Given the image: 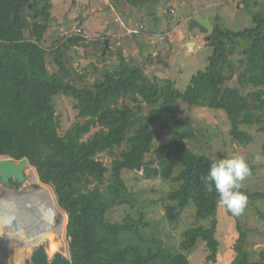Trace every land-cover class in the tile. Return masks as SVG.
I'll list each match as a JSON object with an SVG mask.
<instances>
[{
	"label": "trees",
	"instance_id": "trees-1",
	"mask_svg": "<svg viewBox=\"0 0 264 264\" xmlns=\"http://www.w3.org/2000/svg\"><path fill=\"white\" fill-rule=\"evenodd\" d=\"M126 1L139 11L155 0ZM51 10L49 0H0V158H26L39 182L52 187L58 207L67 216L71 264H196L188 253L198 242L203 244L206 262L215 264L223 239L218 213L225 207L217 203L214 184L209 191L202 180L214 161L190 149L188 141L195 135L186 129L187 123L175 121L173 114L193 108L223 112L230 126L227 136L245 146L250 136L240 126L256 125L264 132V108L249 106L242 93L264 91V75H260L264 69V9L251 18L249 27L237 31L212 24L205 45L210 55L183 91L169 79L159 85L145 75L143 67L127 65L105 72L90 87L74 85L63 61L64 49L51 47L48 51L40 45L46 32L43 22L50 20ZM172 14L169 10L167 15L172 18ZM62 39L65 49L88 46L84 37L73 34ZM234 52L242 60L238 68L230 63ZM52 55L58 67L55 72L47 65V57ZM144 62L162 64L152 53ZM129 94H133L137 110L118 105ZM59 96L72 99L80 120L63 134L55 107ZM142 105L164 111L163 120L155 115L143 117ZM182 127L185 129L168 142L154 146L164 132ZM104 153L115 158L109 167L98 159ZM124 172L176 184L162 200L169 224L176 223L193 204L200 222L183 232L178 247L155 238L151 244L143 231L148 224L142 213L137 219L126 216L120 223L107 221L110 209L132 204ZM235 222L238 235L224 246L232 257L230 264H264V250L259 262H250L251 253L244 248L246 230Z\"/></svg>",
	"mask_w": 264,
	"mask_h": 264
},
{
	"label": "rangeland",
	"instance_id": "rangeland-1",
	"mask_svg": "<svg viewBox=\"0 0 264 264\" xmlns=\"http://www.w3.org/2000/svg\"><path fill=\"white\" fill-rule=\"evenodd\" d=\"M49 1L51 3V0ZM72 1L73 0H52L51 18L43 22L46 27V32L43 35L40 45L45 49H50L51 47H59L61 50L64 49L63 61L66 63L72 75V83L78 87H90L93 81L100 79L105 72H111L124 63L123 59L116 55L109 59L106 57V62L101 59L102 50L104 48V41H102L104 30H100L99 28H101L103 24L111 29H115L119 25L115 21V12L110 11L108 5L106 7V4L102 0H75V6L77 5L80 9L78 11ZM111 3L113 7H118L120 0H110V4ZM144 6L145 8L156 9V11L153 10L156 21H153L150 16H140L145 26L137 34L126 35V39L130 38L132 40L131 42L134 43H129L128 46H125L126 58L129 59V61L130 59L134 61L138 59L135 66L140 67L141 63L139 64V62L144 60V57H148L153 51H161V44L167 45L168 48H172V52L168 53L166 58L164 57V65L145 64V66H143L144 73L151 80H156L159 85H163L165 79L168 78L175 83L177 90L183 91L188 86L191 76L195 75L197 71L203 70L202 68L205 65L206 58L210 55V50L205 46L202 49L200 46L201 49H197L194 53H189L184 45L180 43L179 38V31L184 32L186 35L188 34L186 32V27L185 25H181L177 28L178 30L174 29V31H171L173 27H176L175 22L189 15L191 13V8H196L195 10L199 8V13H205L210 16L211 26L218 22L219 27L222 29L237 31L246 26L249 27L251 18L261 14L260 12L264 9V0H188V6L184 8L172 0H165L164 2L155 0ZM129 7L131 8L132 6ZM84 8L88 9L87 14H85ZM70 9H74L79 17L76 18L72 12L69 13L68 11ZM98 9H103L105 16H103V14H95ZM166 10L175 11V14H172L175 19L166 16ZM133 11L135 12L136 10L133 9ZM197 12L198 11H194V13ZM66 14L69 15V18L66 17ZM103 18L107 19L108 22L105 23ZM55 19L57 20L55 21ZM68 21L70 22L66 24ZM76 25L84 28L86 45L88 46L86 48L81 46L65 49L62 38L68 33L73 32L74 26ZM108 27L107 29H109ZM151 30L162 31L164 33V38L170 41L168 43H166L167 41L161 43L160 40L155 43L149 40L144 41L145 37H147L146 34ZM123 31L125 32L124 29ZM25 34L27 35V33ZM203 40L204 38L201 35V38L195 39L194 42L198 44ZM139 44H141L142 47H138ZM132 46L135 47V50L131 48ZM110 54L111 52H108L107 56H110ZM153 56L157 55L154 54ZM230 63L231 66L233 65L235 68H238L242 64L241 57H238L237 52H234V56H232ZM47 65L50 72H55L58 69L55 65L53 55L47 57ZM260 75H264V69ZM251 84L253 85L254 83L251 81ZM252 85L251 87L254 88ZM242 93L247 96V104L249 106L256 105L262 108L260 110H263V90L255 92L252 89H248L246 91L242 90ZM118 105H126L132 110H137L138 108V104L133 101V94H129L122 98ZM55 107L61 134L74 124L80 122V120L77 119V113L73 109V101L70 97H56ZM141 108V115L143 117L151 118V115H155L157 120H163L162 114L164 111L158 107L150 108L142 105ZM260 110L259 112H261ZM173 118L175 121L187 123L186 129L191 130L195 135V138L188 141V146L193 152L203 155L214 162H218L221 159H230L234 156H241L247 161L250 168V175L241 182V187L239 189L247 196V205L242 214L238 216L233 215L227 208L223 210L224 212L218 213L219 233L223 236V239L221 241L219 258L215 264H230L232 260V257L224 250V246L227 247L231 237L238 235L236 233L235 221L239 222L242 231H244V229L246 230L244 248L251 253L250 262H259L264 250V197L256 199L249 197V194L264 195V132L258 131L256 125L250 127L240 126L239 129L250 136V142L245 146L233 141L227 136L230 126L223 112L209 108H193L188 112H182L179 109L178 113L173 114ZM261 124L264 128V119L261 120ZM184 129L185 127L167 130L159 139L154 141V146L168 142L169 138L175 135L177 131ZM95 130L96 129L93 128L91 132L93 133ZM115 152H117V150ZM98 159L105 166L109 167L115 158L104 153L99 155ZM33 174L39 182L35 169L27 166L25 175L28 179L24 183V186H29L32 180L36 181V179L32 177ZM123 178L126 183L127 191L131 194L133 200L132 204L110 209L106 215L108 222L120 223L126 216L137 219L139 213H142L144 222L148 224V227L143 228V231L150 239V243L151 239L155 238L160 240L164 245L175 247H178L179 242L182 240L183 232L200 222L195 218V209L192 203L183 210L176 223L169 224L165 219V210L162 205V200H164L166 193L171 191L172 187L174 188L176 184L162 182L158 179L148 180L144 178L142 173L134 172H124ZM42 185L43 184L39 182L36 183L34 187L37 189L40 186L42 187ZM44 189L50 193L57 208L58 205L52 187L50 185H45ZM25 196L29 198L27 203H23L22 200L18 198H11V201L14 202L17 208V214L13 216L8 223L9 232L6 228L8 218H4L2 214H0V219L3 221L2 224L0 222V264H24V262L26 264H31L29 261L31 256H33L32 252L38 247V244H40V242L32 244L30 240L32 234H35V230L39 227H43L42 219L45 218L44 211L46 212L47 210L44 205L47 195L35 194L27 189ZM8 199L9 197L0 196L2 204L3 201L6 203ZM2 206L0 204V211H2ZM58 208L57 211L53 210L51 212L50 217L52 220L49 223V225L52 226L53 229H57V231L60 219ZM63 218V228L61 226L63 233L56 235L48 231L42 239V241L45 242L42 243L41 246L44 248L47 255L48 263L54 261V256L56 254L62 255L68 260L70 259L68 243L65 236L66 218L64 215ZM15 223L18 224V227ZM27 240H29V242ZM28 244L32 245H29L30 247L26 246ZM202 246L203 244L198 242L188 253L189 259L196 264H212L206 262L201 251Z\"/></svg>",
	"mask_w": 264,
	"mask_h": 264
},
{
	"label": "crops",
	"instance_id": "crops-1",
	"mask_svg": "<svg viewBox=\"0 0 264 264\" xmlns=\"http://www.w3.org/2000/svg\"><path fill=\"white\" fill-rule=\"evenodd\" d=\"M102 1L106 4V7L108 5V8L110 9V11L115 12V14H116L115 21L118 23L119 26L117 28H119V29H117V28L111 29L105 24H103V26L101 28H99L100 30H104V34H102L103 35L102 41H104V48L102 50V53H103V51L105 49V42H107V45H108V49L106 50L104 55L101 54V58H103L104 62H106V57L109 59V58L113 57L114 55H116L117 57L119 56L120 58L123 59L124 63L121 64V65H127V66H130V67H136L135 65L137 64L136 61L138 59L136 61L130 59V61H129V59L126 58L125 46H128L129 43L134 44L133 42H131L132 40L130 38L126 39L127 38L126 37V35H127L126 32H127V30H130V29H134L136 31L138 30V32H140L139 29L141 30L145 26L144 23L142 22V18L141 17L150 16L153 21H156L155 18H154V12H153V10L156 11V9L155 8L149 9V8H147V7L145 8V6H143L141 10L134 12L133 9L129 7L130 5L127 3L126 0H120V3H119L118 7H113V4L112 3L110 4V0H102ZM161 1L164 2L165 0H161ZM172 1L177 2V4L179 6H181V7H183V8L188 6V0H172ZM72 3L75 6V4H76L75 0H73ZM51 5H52V0H51ZM75 7H76L77 11L80 10L77 7V5ZM195 9L196 8H191V13L189 15H186L184 18H180L179 21L177 20L178 22L177 21L175 22L176 27H173V30H171V31H174V29L178 30L177 28H179L181 25H185L186 32L188 33V23L190 22L191 18L194 15H199L202 19L208 18L209 21H210V24H211V18H210L209 15H206L205 13H203V14L199 13V8L197 10H195ZM83 10H84L85 14L88 13V9L87 8H84ZM94 11H96V10H94ZM194 11H198V12L194 13ZM68 12L69 13L72 12L74 14V17L76 16V18L79 17L76 14L74 9H70ZM136 12H138V13H136ZM168 13H169V10H166L165 11V15L168 16L167 15ZM170 13L175 14V11L170 10ZM95 14H97V15L103 14V16H105V13H104L103 9H98L95 12ZM66 17L69 18V15L66 14ZM171 19H175V18L172 17ZM56 20L57 19H55V21ZM83 20H85V19H83ZM103 20H105V23L108 22V20L105 19V18H103ZM173 21H175V20H173ZM69 22L70 21H68L66 24H68ZM107 27L109 29H107ZM75 28H80L84 32V28L82 26H77L76 25V26H74V29ZM164 28H167V27H164ZM123 29L125 30V32L123 31ZM72 33L73 32L68 33L65 36L72 35ZM197 34H198L197 32H194V33H191V34L188 33L186 35L184 32L179 31L180 43L182 45H184L183 44V40H185V39L197 38V37L201 38V36H198ZM146 35H147V37H145L144 41L149 40V41H152V43H155L158 40H160L161 43H164V41H167L166 43H168L170 41L169 39L164 38V33L162 31L151 30ZM62 41L64 42L65 40L62 39ZM204 41L205 40H203L202 42L196 44L194 50L190 51L189 53H194L195 51H197L198 46H201L202 49H203V47L206 45V42H204ZM161 46H162L161 51L156 50V51L152 52V55H154V54L157 55L158 57H160V59L162 61V64H160L158 66L164 65V61H165L164 57L166 58L167 54L172 52V48H168L167 45L161 44ZM73 47L76 48V46H71V47H69V49L73 48ZM138 47H142V45L139 44ZM131 48H133L135 50L134 46H132ZM46 50L49 51V50H52V49L47 48ZM108 52H111L110 56H107ZM144 61H145V57H144V60L139 62V64L141 63L140 67L145 66L146 63ZM165 80H168V78H166Z\"/></svg>",
	"mask_w": 264,
	"mask_h": 264
},
{
	"label": "water",
	"instance_id": "water-1",
	"mask_svg": "<svg viewBox=\"0 0 264 264\" xmlns=\"http://www.w3.org/2000/svg\"><path fill=\"white\" fill-rule=\"evenodd\" d=\"M210 30H211V24H210L209 19L208 18L202 19L199 15H194L191 18L190 22L188 23V33L191 34L197 31V33H199L200 35L204 37L205 42H208V39H209L208 34ZM183 44L188 52L194 50L196 46V43L192 41L191 38L183 40ZM107 49H108V45H107V42H105V49L102 55L105 54ZM27 166H29V164L26 158H23L20 161H14L6 157L0 158V186L7 193L6 195H2L3 197H7V198L9 197V199L13 197L14 199L18 198V199H21L23 203H27L29 200V198L25 196L27 189L34 193L42 190V188L45 185H42V187L40 186L39 188L36 189L34 185L39 182L32 180L30 181L29 186H27V188H24L23 192L21 191V192L14 193V191L16 190V186L11 185V182H13L16 185H20L26 182L25 169L27 168ZM58 209L60 212L59 213L60 217L64 215L66 218V224H67L66 214L60 208ZM15 225L18 227L17 223H15ZM65 229H66V225H65ZM29 245L30 244L26 246H29ZM33 255L37 256L38 264H71L70 259L68 260L67 258H65L64 256L60 254H56L54 256V261L51 263H48L47 255L43 248H36L35 250H33ZM142 264H144V262ZM164 264H168V262Z\"/></svg>",
	"mask_w": 264,
	"mask_h": 264
},
{
	"label": "clouds",
	"instance_id": "clouds-1",
	"mask_svg": "<svg viewBox=\"0 0 264 264\" xmlns=\"http://www.w3.org/2000/svg\"><path fill=\"white\" fill-rule=\"evenodd\" d=\"M191 39L194 41L198 37ZM200 48L198 46V49ZM248 175H250V168L245 158L234 156L230 159H221L212 163L208 174L202 177V180L209 191L212 190L214 184L218 195L217 203L227 208L233 215L238 216L242 214L247 205V196L239 189L241 182Z\"/></svg>",
	"mask_w": 264,
	"mask_h": 264
},
{
	"label": "bare ground",
	"instance_id": "bare-ground-1",
	"mask_svg": "<svg viewBox=\"0 0 264 264\" xmlns=\"http://www.w3.org/2000/svg\"><path fill=\"white\" fill-rule=\"evenodd\" d=\"M32 177L34 178L35 176H34V174L32 175ZM47 191H45V189L44 188H42V190H40V191H38V192H36L35 194H39V195H47V199H45V202H47V205H45V203H44V205H45V208H47V211L44 213V215H45V218H43L42 219V222H43V227H41L40 228V231H38V232H36L33 236H32V238H31V240H30V242L33 244V243H35V242H37L38 240H40L41 238H42V236H43V234H44V232L46 231V233L49 231V228H51V226L49 225V223L51 222V217H50V215H51V212L53 211V210H56L57 211V208H56V206H54V204H53V200H52V197L48 194V192L46 193ZM2 201H0V204H1V206H2V211H0V214H2V216L4 217V218H8V222H7V224H6V228H7V231H8V223H9V221H11V219H12V217L13 216H15L16 214H17V208L15 207V205H14V202H12L11 201V203H12V211H9V212H12L11 214H6V211H5V209H3V208H5V206H6V203L3 201V204L1 203ZM11 215V216H10ZM3 219V218H2ZM0 222H1V224H2V222L3 221H1V219H0ZM5 223V222H4ZM63 224H64V218H63V216L62 217H60V219H59V224H58V231H57V229H52L53 230V232H52V234L53 233H55L56 235L57 234H60V233H63V229L61 230V226H62V228H63ZM49 225V226H48ZM56 226V225H55ZM14 229V228H13ZM47 229V230H46ZM9 232V231H8ZM50 232V231H49ZM5 236V235H4ZM20 236V235H19ZM18 237V236H17ZM11 240V239H10ZM28 242H29V240H27ZM7 242H8V240H7ZM31 244V245H32ZM37 248H42V246L40 245L39 247H37ZM44 249V248H43ZM31 259H32V256H31ZM24 264H26L25 262H24Z\"/></svg>",
	"mask_w": 264,
	"mask_h": 264
},
{
	"label": "flooded vegetation",
	"instance_id": "flooded-vegetation-1",
	"mask_svg": "<svg viewBox=\"0 0 264 264\" xmlns=\"http://www.w3.org/2000/svg\"><path fill=\"white\" fill-rule=\"evenodd\" d=\"M195 32H197V31H195ZM197 35H199V33L197 34ZM25 177H26V181H27V179H28V177L25 175ZM25 183V182H24ZM24 183L23 184H20V185H16V184H14L13 182H11V185H15L16 186V190L14 191V193H17V192H23L24 191V188H27V186H24ZM7 193L1 188V190H0V196L1 195H6ZM5 211H6V213L7 214H11L12 212H9V211H12V203H11V199H8L7 200V202H6V206H5ZM52 220V219H51ZM40 228L41 227H39V228H37L36 230H35V233L36 232H38V231H40ZM47 230V229H46ZM46 234V231L44 232V234H43V236H42V238L40 239V240H38L37 242H35V243H39L40 242V244H38V247H39V245H41L42 243H44L45 241H42V239H43V237H44V235ZM32 236H33V234H32ZM65 236H66V234H65ZM42 241V242H41ZM35 243H33V244H35ZM33 253V252H32ZM29 263H31V264H38V258H37V256L36 255H33L32 256V259L30 258V261H29Z\"/></svg>",
	"mask_w": 264,
	"mask_h": 264
},
{
	"label": "built area",
	"instance_id": "built-area-1",
	"mask_svg": "<svg viewBox=\"0 0 264 264\" xmlns=\"http://www.w3.org/2000/svg\"><path fill=\"white\" fill-rule=\"evenodd\" d=\"M127 35H131V34H137L138 33V30L136 31V30H134V29H130V30H127ZM73 35H75V36H80V37H86L85 36V32H83V30H81L80 28H75L74 30H73V33H72ZM0 190H1V186H0Z\"/></svg>",
	"mask_w": 264,
	"mask_h": 264
}]
</instances>
